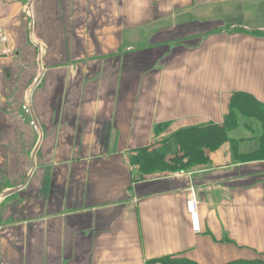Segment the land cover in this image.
Here are the masks:
<instances>
[{"label": "crops", "instance_id": "crops-1", "mask_svg": "<svg viewBox=\"0 0 264 264\" xmlns=\"http://www.w3.org/2000/svg\"><path fill=\"white\" fill-rule=\"evenodd\" d=\"M257 7L0 0V194L16 188L0 200V264L264 262V161L224 141L183 173L137 176L132 162L222 124L237 91L264 101Z\"/></svg>", "mask_w": 264, "mask_h": 264}, {"label": "trees", "instance_id": "trees-1", "mask_svg": "<svg viewBox=\"0 0 264 264\" xmlns=\"http://www.w3.org/2000/svg\"><path fill=\"white\" fill-rule=\"evenodd\" d=\"M244 116H248L249 120L257 124L255 128L252 127L253 131L250 136L237 133L239 126H242L241 129L255 125L249 121H242L240 117ZM242 140L253 142L257 146V151H255L257 155L264 151V101H258L252 95L238 91L232 94L229 111L222 124L210 122L179 130L170 138L160 141L158 147L138 150L132 162L138 165L139 174L137 176L152 172L189 169L196 165H204L208 160L204 150L215 149L224 141L231 144L234 155H240L243 158L246 155L247 157L252 155V150L249 151L250 154H242L243 150L239 145ZM170 151H172V156L168 157ZM258 156L259 159H264V152L262 156ZM162 264L196 263L188 259L170 257L164 258ZM234 264H264V262L260 260L241 261Z\"/></svg>", "mask_w": 264, "mask_h": 264}, {"label": "rangeland", "instance_id": "rangeland-1", "mask_svg": "<svg viewBox=\"0 0 264 264\" xmlns=\"http://www.w3.org/2000/svg\"><path fill=\"white\" fill-rule=\"evenodd\" d=\"M258 8V7H257ZM259 9V11H261L260 13H263L262 15H261V19L259 20V22H257L256 24H261L262 23V25L261 26H264V21L262 20V18L264 19V7H259L258 8ZM241 22H244L245 20L242 18V19H239ZM250 23H253V22H251V20H250ZM249 28V27H248ZM257 34H259V32H256ZM262 34H264V31L262 32ZM238 92V91H237ZM253 97V96H252ZM240 119L242 120V121H249V122H252V120H249V117L248 116H244V117H240ZM253 120H254V118H252ZM243 123V122H242ZM242 123L240 124V125H242ZM252 123H254V122H252ZM255 125H253V126H247V127H245V128H241L240 129V127H242V126H239V129L237 130V133L239 134H245L246 136L248 135V136H250V134H251V132L253 131L252 130V127H256V123H254ZM220 145H222V143L221 144H219L218 146H216V148L215 149H212V150H208V151H214V150H216L217 149V147H219ZM239 145H240V149L241 150H243V155L246 153V154H250L249 153V151L250 150H252V155L250 154V156H248L247 157V155H246V158H244V159H242V161H247V160H256V161H264V159H259L260 157L258 156V155H260V156H262V154H263V152L262 153H260V154H256V152L255 151H257L256 149H257V146L253 143V142H250L249 140H242V141H240V143H239ZM35 147V146H34ZM230 150H231V152H232V147H231V144H230ZM259 152H261V151H259ZM240 156V155H239ZM248 158H250V159H248ZM259 159V160H258ZM184 170H186V169H183V170H180L179 172H182L183 173V171ZM187 171V170H186ZM137 174H139V173H137ZM147 174H159L158 172H152V173H147ZM147 174H145V175H147ZM27 181V180H26Z\"/></svg>", "mask_w": 264, "mask_h": 264}, {"label": "built area", "instance_id": "built-area-1", "mask_svg": "<svg viewBox=\"0 0 264 264\" xmlns=\"http://www.w3.org/2000/svg\"><path fill=\"white\" fill-rule=\"evenodd\" d=\"M32 21V17H31ZM31 27V26H30ZM11 53L10 49L7 47V36L4 33V29L0 20V57L1 56H7ZM188 209L191 213L194 212L195 209V204L193 203L192 200L189 201L188 203Z\"/></svg>", "mask_w": 264, "mask_h": 264}, {"label": "water", "instance_id": "water-1", "mask_svg": "<svg viewBox=\"0 0 264 264\" xmlns=\"http://www.w3.org/2000/svg\"><path fill=\"white\" fill-rule=\"evenodd\" d=\"M30 3H31V1L28 2V6H30ZM28 8H29V7H28ZM33 28H34V23H33V20H32V21H31V27H30V35L32 34V30H33ZM39 77H40V76H39ZM37 81H38V79L34 82L33 86L37 83ZM33 86H32V87H33ZM27 93H28L27 96H29L30 90H29ZM37 147H38V143L35 145V147H34V149H33L32 157H34ZM32 160H33V158H32ZM32 163H33V162H32ZM33 167H34V163L32 164L31 170L33 169ZM29 173H30V172H29ZM28 175H29V174H28ZM15 189H16V188H14V189H10V190H7V191H5V192H2V193L0 194V200L3 199L6 195H8V194H10V193H13Z\"/></svg>", "mask_w": 264, "mask_h": 264}]
</instances>
